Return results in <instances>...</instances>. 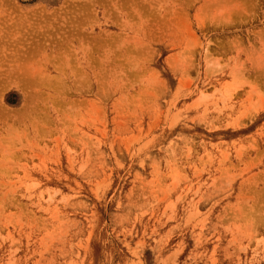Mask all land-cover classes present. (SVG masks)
<instances>
[{"label": "rangeland", "instance_id": "obj_1", "mask_svg": "<svg viewBox=\"0 0 264 264\" xmlns=\"http://www.w3.org/2000/svg\"><path fill=\"white\" fill-rule=\"evenodd\" d=\"M0 264H264V0H0Z\"/></svg>", "mask_w": 264, "mask_h": 264}]
</instances>
